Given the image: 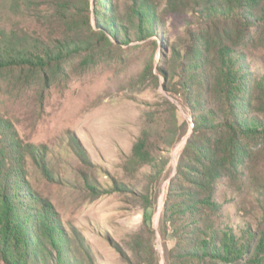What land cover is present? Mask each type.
<instances>
[{
    "label": "rangeland",
    "instance_id": "1",
    "mask_svg": "<svg viewBox=\"0 0 264 264\" xmlns=\"http://www.w3.org/2000/svg\"><path fill=\"white\" fill-rule=\"evenodd\" d=\"M43 1L34 7L44 9ZM83 1L90 51L50 70L47 85L28 70L0 71V116L8 127L0 173L51 201L72 242H78L75 228L89 244L94 264H169L177 240L171 224L162 232L164 205L193 130L183 88L174 84L181 82L180 70L171 66L197 17L173 12L149 37L134 32L128 43L108 44L97 36L105 18L96 15L95 0H74L79 7ZM153 1L163 13L167 0ZM113 4L134 29L133 0ZM12 6L14 0H0L1 25L41 30ZM262 35L234 37L246 71L264 73ZM224 211L234 215L236 206L227 202ZM74 249L91 264L82 247Z\"/></svg>",
    "mask_w": 264,
    "mask_h": 264
},
{
    "label": "trees",
    "instance_id": "2",
    "mask_svg": "<svg viewBox=\"0 0 264 264\" xmlns=\"http://www.w3.org/2000/svg\"><path fill=\"white\" fill-rule=\"evenodd\" d=\"M35 3L14 0L10 8L41 30L0 24V71L28 70L47 85L50 70L91 50L84 30L92 27L83 15L86 1L79 7L74 0H47L39 4L44 9ZM95 4L96 15L105 18L97 36L108 44L128 43L134 32L149 37L173 12L197 17L171 66L180 70L181 82L174 84L183 88L193 130L164 205L162 232L171 224L177 240L169 264H264V73L246 71L234 39L250 38L254 30L264 39V0H167L163 13L153 0H133L134 29L123 23L113 0ZM6 123L0 116V156ZM0 181L3 264H85L73 253L81 247L94 264L89 244L75 228L78 242H72L51 201L12 183L8 173H0ZM227 202L236 206L234 215L224 211Z\"/></svg>",
    "mask_w": 264,
    "mask_h": 264
}]
</instances>
